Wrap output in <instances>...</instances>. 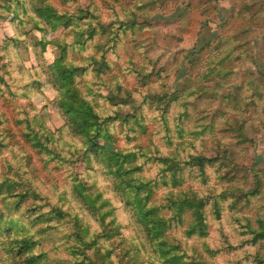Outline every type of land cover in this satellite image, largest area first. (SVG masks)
I'll list each match as a JSON object with an SVG mask.
<instances>
[{"label": "rangeland", "instance_id": "rangeland-1", "mask_svg": "<svg viewBox=\"0 0 264 264\" xmlns=\"http://www.w3.org/2000/svg\"><path fill=\"white\" fill-rule=\"evenodd\" d=\"M89 263L264 264V0H0V264Z\"/></svg>", "mask_w": 264, "mask_h": 264}, {"label": "trees", "instance_id": "trees-1", "mask_svg": "<svg viewBox=\"0 0 264 264\" xmlns=\"http://www.w3.org/2000/svg\"><path fill=\"white\" fill-rule=\"evenodd\" d=\"M37 11H38V15L40 13L41 17L49 18V17H51L53 15V13H45V14H43V13H41L40 10H37ZM56 17H57V19L59 21H61V19H66V20L69 21L68 23H70V22H73V20L76 18V15H72V16H69V15H62L61 16L60 15V16H56ZM45 24L48 25L49 23H46V21H45ZM52 24H53L54 27H57V25L59 23L55 22V23H52ZM36 28L42 30V28L40 26H36ZM40 44H43L45 46V43L42 42V41H40ZM58 48H61V49L65 50L66 46L58 45ZM56 69H58V71H59V76L60 77L63 76V78H62L63 80L70 81L71 79H73L74 76H76L79 72L84 71L86 68L84 66H74V65H72V66H68V65L62 66V65H60L59 67H56ZM69 90H70V94H72V88H69ZM72 95H74V93ZM72 95L70 96L69 101H68V97L69 96L67 97V95H64L63 97H62V95H60L58 97L59 98L58 100H60V98L62 97V99H61L62 103L67 105V106H69V107H72V99H71ZM89 114L91 115V113H89ZM149 183L150 182L145 183V182H141V181H137L136 183H134V182L132 183L130 180L127 181L128 185L133 186V188L135 189V192H137L139 189H143L144 186H146ZM140 198H143L144 201H145V196H139V199ZM137 200L138 199H136V201ZM147 212H144L142 214L141 221H142V223L145 224L143 226H144V229L147 230L148 233H151V232L154 233V228H155V225H156L155 224L156 221L153 219V217H150L151 216V214H149L150 211L148 210ZM198 230L200 231L202 229L199 228ZM200 232H202V231H200ZM187 234H189V231H187ZM189 235H191V234H189ZM80 236H79V238H80ZM25 238L27 239L25 242H29V243L35 242L32 238H28V237H25ZM26 244H28V243H26ZM89 264H91V263H89Z\"/></svg>", "mask_w": 264, "mask_h": 264}]
</instances>
